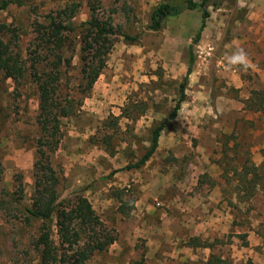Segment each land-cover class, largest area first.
<instances>
[{
    "label": "rangeland",
    "instance_id": "374dc122",
    "mask_svg": "<svg viewBox=\"0 0 264 264\" xmlns=\"http://www.w3.org/2000/svg\"><path fill=\"white\" fill-rule=\"evenodd\" d=\"M21 1L23 6L0 10V43L8 44L13 56L20 53L27 72L16 89L0 70V199L12 205L10 213L0 211V264H41L36 242L40 223L27 224L23 210L34 203L42 162L56 172L60 201L88 199L102 223L100 232L115 238L89 264H133L143 253L145 264H207L203 261L207 254L194 258L189 250L197 243L189 231L184 232L185 244L180 242L185 247L182 260L172 257L176 247L166 238L161 248L148 241L156 238L153 231L164 222L161 215L170 211L167 202L181 195L193 198L203 184L220 186L226 209L218 210L232 216L228 224L224 222V233L207 243L214 257L228 264H264V116L247 103L253 91L264 88V31H257L248 18L256 6L264 8V0H238L233 7L209 9L211 17L194 49V74L183 103L198 107L195 132L183 134L176 120L175 131L162 132V149L140 170L127 167L143 157L152 130L168 117L179 98L201 12L185 9L154 32L150 21L155 8L165 3L185 7L187 0H77L76 7L58 0ZM48 15L75 30L66 34L64 50L71 67H62V91L73 111L60 119V141L53 152L49 133L38 121L35 76L52 66L53 58L43 55L38 35L40 27L48 25ZM93 17L112 30L100 46L82 27ZM124 36L137 42H127ZM83 40L93 43V53L105 60L91 90L81 73L82 59L91 57L82 52ZM237 48H243L251 61L247 71L227 63ZM232 78L239 88L230 84ZM111 116L119 119V130L111 129ZM178 116L185 123L191 114L184 111ZM107 137L109 144L104 143ZM244 167L255 168L259 175L252 197L241 189ZM171 171L173 181H163ZM120 192L129 216L121 213L120 203L113 198ZM142 199L152 207L149 214L143 212ZM53 240L60 249L55 226Z\"/></svg>",
    "mask_w": 264,
    "mask_h": 264
},
{
    "label": "trees",
    "instance_id": "16d2710c",
    "mask_svg": "<svg viewBox=\"0 0 264 264\" xmlns=\"http://www.w3.org/2000/svg\"><path fill=\"white\" fill-rule=\"evenodd\" d=\"M64 2L66 7H76L77 0H58ZM238 0H187L184 6L161 4L154 9L151 15L150 29L154 32L162 30L164 24L171 18L179 17L184 10H199L201 16V26L198 33L192 41L189 48L188 69L185 78L179 87V98L175 102V106L169 113L168 117L158 124L152 130L150 147L146 150L143 157L129 165L127 170H140L155 155L159 148L161 134L165 129L175 131V124L181 110L182 104L186 101V91L189 85L190 76L193 74L196 63V55L194 49L202 39V34L206 28L207 22L211 17L210 8L220 9L223 5L228 4L233 7ZM10 5L23 6L21 0H3L0 3V10H6ZM48 25L40 27L38 35L42 43L43 55L53 58L51 68L40 75L35 73L37 78V86L40 95L39 106V125L43 132H48V146L51 152L55 151L60 141V119L62 117L71 116L73 111L70 105L69 97L63 95L62 80L63 66L71 67V58L66 59L64 50L66 48V34L75 32L70 27H65L62 23L57 22L51 15L45 17ZM84 34L90 32L92 40L98 46L101 41H106V37L110 35V29L104 27L96 18L84 23ZM88 37V36H87ZM125 40L130 43H136L137 39L124 36ZM84 42V40H83ZM82 46V52L88 53L91 57L89 61H83V81L87 82V87L91 90L99 79L105 68V60L94 52L93 43L85 41ZM75 52V51H74ZM0 70L4 72L7 79H12L16 85V89L22 86L23 79L26 78V67L21 59L20 53L16 57L12 55L8 44L0 43ZM36 71V69H35ZM248 105L255 108L264 116V88L259 91H253L251 97L247 101ZM113 123L111 129L119 130L118 118L111 116ZM110 138L104 139V143L109 144ZM41 155H44L42 153ZM41 173L36 176V189L34 195V203L31 209L24 208V216L26 223H40L39 236L37 238V248L40 250L41 264H89L90 259L95 253L105 251L109 246L114 244L115 238L109 234L101 233L103 227L100 219L97 217L91 203L83 196H77L71 200L60 201L57 191L58 177L56 172L50 165L39 164ZM249 168V167H248ZM244 167L239 177L243 179L241 189L252 196L255 193V187L259 181V175ZM37 172V171H36ZM234 175L238 176L237 171ZM251 176L252 179H248ZM239 183L241 181L239 180ZM247 185V186H246ZM239 189V193L241 192ZM22 191V190H21ZM113 198L120 203V210L124 216H129L126 210L127 204L123 199V194L117 193ZM134 206V203L132 204ZM11 203L5 199H0V211L10 213L12 210ZM58 230L60 249L53 240V227ZM99 229V232L97 231ZM105 232V231H103ZM196 242V240L194 241ZM199 246L203 248H212L211 245H200L192 243L191 246ZM146 258L143 253L140 261L133 264H145ZM207 264H228L221 258L212 255Z\"/></svg>",
    "mask_w": 264,
    "mask_h": 264
},
{
    "label": "crops",
    "instance_id": "0c3cea01",
    "mask_svg": "<svg viewBox=\"0 0 264 264\" xmlns=\"http://www.w3.org/2000/svg\"><path fill=\"white\" fill-rule=\"evenodd\" d=\"M257 4L258 3L256 2V5ZM261 9H257L256 6V10H251L248 17L249 20H251V25L255 27L257 31H264V8ZM193 74L190 77H192ZM231 80H233V83L230 84H234L233 86L239 88V82L236 81L235 78H232ZM197 109L198 107L192 103L187 105L183 104L180 112L182 113L186 111L191 114V116L186 118L185 123H181L183 121H180V116L177 118V127L183 134L195 132L194 129ZM207 109L208 108L205 110ZM184 138L185 136L183 135V139ZM195 138L197 139V136H195ZM171 140L175 141L176 139L173 137ZM161 149L162 141L160 140L158 151ZM175 157L178 158L177 155ZM202 173L203 171L197 174L200 175ZM173 174V171L169 172L165 177L163 176L162 180L172 182L173 180L171 179L172 176H174ZM166 186L169 185H165V188ZM219 187V185L209 187L208 185L203 184L200 187V193L195 195L193 198H182L181 195L180 198L178 197L177 199L168 201L167 208L170 211L161 215L164 222L160 227H154L153 232L156 238L149 239V243L156 245L157 248H161L163 241L166 238L167 241H170V243L176 247L173 248L172 257L176 258L177 255L182 260L184 258L181 254H184L183 249H185V247L183 248L180 244L182 242L185 244V231L191 232V237L196 238L198 244L200 245H207V243H210L215 238H219L221 236L220 232L221 234L224 233V222L225 224H228V218H232V216H228V213L224 214L218 210L226 209V205L223 203V199L221 198V190ZM144 201L145 199H142L139 203ZM142 204L143 212H145V210H149L147 211L149 214L152 207L145 203ZM136 206H138V204ZM179 211L182 213H179ZM174 212L176 216H174ZM248 239L250 240L251 237H248ZM189 250L193 252L194 258H197L199 254H207V259L203 260L204 262H208V257L213 255V250L211 248L196 246L195 249L189 248Z\"/></svg>",
    "mask_w": 264,
    "mask_h": 264
},
{
    "label": "clouds",
    "instance_id": "9594fccd",
    "mask_svg": "<svg viewBox=\"0 0 264 264\" xmlns=\"http://www.w3.org/2000/svg\"><path fill=\"white\" fill-rule=\"evenodd\" d=\"M229 67H235L247 71L251 67V61L243 48H237L230 56L227 57Z\"/></svg>",
    "mask_w": 264,
    "mask_h": 264
}]
</instances>
